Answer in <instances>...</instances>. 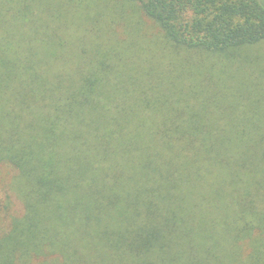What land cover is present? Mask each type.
I'll list each match as a JSON object with an SVG mask.
<instances>
[{
  "label": "trees",
  "instance_id": "obj_1",
  "mask_svg": "<svg viewBox=\"0 0 264 264\" xmlns=\"http://www.w3.org/2000/svg\"><path fill=\"white\" fill-rule=\"evenodd\" d=\"M263 41L262 0H0V264H264Z\"/></svg>",
  "mask_w": 264,
  "mask_h": 264
},
{
  "label": "rangeland",
  "instance_id": "obj_2",
  "mask_svg": "<svg viewBox=\"0 0 264 264\" xmlns=\"http://www.w3.org/2000/svg\"><path fill=\"white\" fill-rule=\"evenodd\" d=\"M264 1V0H262ZM264 52V41L257 47V55ZM255 53V55H256ZM264 57V54H263ZM261 65V64H258ZM243 80V79H242ZM238 79L232 82L231 85L236 86L233 90H238ZM246 88V87H244ZM243 88V89H244ZM0 238L10 231L15 217L21 216L24 211V205L17 195V181L18 175L11 165L0 164ZM9 166V167H8ZM8 170L11 174L5 175ZM13 171V175H12Z\"/></svg>",
  "mask_w": 264,
  "mask_h": 264
}]
</instances>
